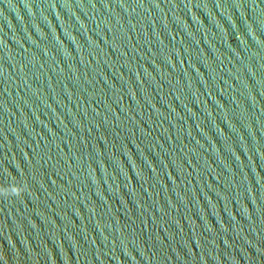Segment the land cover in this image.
<instances>
[{
  "label": "water",
  "instance_id": "water-1",
  "mask_svg": "<svg viewBox=\"0 0 264 264\" xmlns=\"http://www.w3.org/2000/svg\"><path fill=\"white\" fill-rule=\"evenodd\" d=\"M0 264H264V0H0Z\"/></svg>",
  "mask_w": 264,
  "mask_h": 264
}]
</instances>
